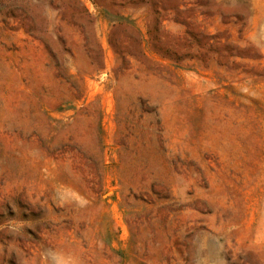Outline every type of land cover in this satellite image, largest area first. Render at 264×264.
Segmentation results:
<instances>
[{"label":"rangeland","instance_id":"rangeland-1","mask_svg":"<svg viewBox=\"0 0 264 264\" xmlns=\"http://www.w3.org/2000/svg\"><path fill=\"white\" fill-rule=\"evenodd\" d=\"M0 264H264V0H0Z\"/></svg>","mask_w":264,"mask_h":264}]
</instances>
